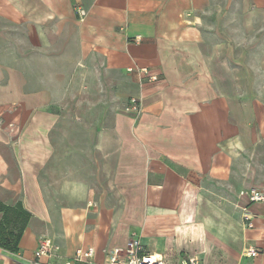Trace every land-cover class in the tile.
<instances>
[{
	"label": "crops",
	"instance_id": "obj_1",
	"mask_svg": "<svg viewBox=\"0 0 264 264\" xmlns=\"http://www.w3.org/2000/svg\"><path fill=\"white\" fill-rule=\"evenodd\" d=\"M0 202V264H264V0H0Z\"/></svg>",
	"mask_w": 264,
	"mask_h": 264
},
{
	"label": "built area",
	"instance_id": "obj_2",
	"mask_svg": "<svg viewBox=\"0 0 264 264\" xmlns=\"http://www.w3.org/2000/svg\"><path fill=\"white\" fill-rule=\"evenodd\" d=\"M80 18L85 16L83 10H78ZM126 112H132L139 114L141 111L140 101L136 98L129 99L126 107ZM241 196H246L250 203L260 202L263 200V196L255 191L241 192ZM243 219L246 222V226L250 228L251 222L244 209ZM56 248H54L51 242L47 239H43L38 243L36 250L34 251L33 264H46L41 262L42 258L55 257ZM105 254V260L103 264H164L163 258L160 255L149 253L137 237H130L123 248H113L103 251ZM245 254L248 257H255L257 252L253 249L246 250ZM94 256V250L92 248L78 249L74 253L73 257L66 260L64 264H91V260ZM186 264H197L195 260H189Z\"/></svg>",
	"mask_w": 264,
	"mask_h": 264
},
{
	"label": "trees",
	"instance_id": "obj_3",
	"mask_svg": "<svg viewBox=\"0 0 264 264\" xmlns=\"http://www.w3.org/2000/svg\"><path fill=\"white\" fill-rule=\"evenodd\" d=\"M0 215V249L16 254L19 252V243L31 215L20 202L14 205L0 202Z\"/></svg>",
	"mask_w": 264,
	"mask_h": 264
},
{
	"label": "rangeland",
	"instance_id": "obj_4",
	"mask_svg": "<svg viewBox=\"0 0 264 264\" xmlns=\"http://www.w3.org/2000/svg\"><path fill=\"white\" fill-rule=\"evenodd\" d=\"M88 139H89L88 141H89V143H90V142H91V138H88Z\"/></svg>",
	"mask_w": 264,
	"mask_h": 264
}]
</instances>
